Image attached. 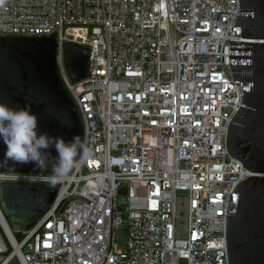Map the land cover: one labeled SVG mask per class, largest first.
I'll list each match as a JSON object with an SVG mask.
<instances>
[{
  "label": "built area",
  "instance_id": "2783aa9c",
  "mask_svg": "<svg viewBox=\"0 0 264 264\" xmlns=\"http://www.w3.org/2000/svg\"><path fill=\"white\" fill-rule=\"evenodd\" d=\"M239 8V0H0V38L55 39L83 128L72 171L29 231L16 237L0 207V264H228L233 190L251 177L225 146L243 100L229 65ZM66 44L89 49L87 77L76 83ZM4 184L51 176L0 173Z\"/></svg>",
  "mask_w": 264,
  "mask_h": 264
},
{
  "label": "water",
  "instance_id": "95a60500",
  "mask_svg": "<svg viewBox=\"0 0 264 264\" xmlns=\"http://www.w3.org/2000/svg\"><path fill=\"white\" fill-rule=\"evenodd\" d=\"M239 2L234 25L241 27V42H229V65L243 100L228 125L225 146L251 177L233 190L239 196L235 215L226 218V247L228 264H264V0ZM57 49L54 38H0V102L12 108L30 105L41 131L66 142L79 136L82 149L81 117L60 78ZM88 58L84 46H63L65 71L73 83L87 77ZM66 122L71 126H61ZM5 148L0 142V159ZM0 173L50 176L51 170L35 172L28 164L15 171L0 168ZM57 191L56 184H4L0 207L15 232H27L50 208Z\"/></svg>",
  "mask_w": 264,
  "mask_h": 264
},
{
  "label": "clouds",
  "instance_id": "9594fccd",
  "mask_svg": "<svg viewBox=\"0 0 264 264\" xmlns=\"http://www.w3.org/2000/svg\"><path fill=\"white\" fill-rule=\"evenodd\" d=\"M61 126L70 127V122ZM0 142L6 146L0 168L16 170L17 165H33V171L51 170V185L55 186L72 171L81 151L79 136L65 141L39 128L38 116L30 105L12 108L0 102ZM55 149L57 155H51Z\"/></svg>",
  "mask_w": 264,
  "mask_h": 264
},
{
  "label": "rangeland",
  "instance_id": "374dc122",
  "mask_svg": "<svg viewBox=\"0 0 264 264\" xmlns=\"http://www.w3.org/2000/svg\"><path fill=\"white\" fill-rule=\"evenodd\" d=\"M185 215V211H184V209L183 208H179L178 209V216H180V217H183ZM179 228L181 229V230H184V223L183 222H181L180 224H179ZM13 230V229H12ZM14 231V230H13ZM14 234H15V236L17 237L18 236V234H17V232H14ZM119 236H120V239H119V249L120 250H123L124 251V246H125V243H126V238H125V235H124V233H121V232H118L117 233Z\"/></svg>",
  "mask_w": 264,
  "mask_h": 264
}]
</instances>
